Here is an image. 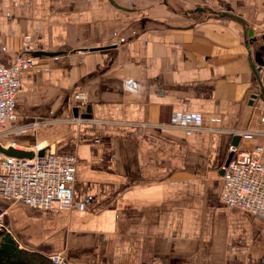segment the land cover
I'll return each mask as SVG.
<instances>
[{"label": "crops", "instance_id": "obj_1", "mask_svg": "<svg viewBox=\"0 0 264 264\" xmlns=\"http://www.w3.org/2000/svg\"><path fill=\"white\" fill-rule=\"evenodd\" d=\"M263 33L264 0H0V64L23 40L38 60L0 154L76 158L70 209L0 196L18 246L68 264H264V218L220 200L230 144L262 145L264 164ZM75 91L91 118L73 116Z\"/></svg>", "mask_w": 264, "mask_h": 264}, {"label": "built area", "instance_id": "obj_2", "mask_svg": "<svg viewBox=\"0 0 264 264\" xmlns=\"http://www.w3.org/2000/svg\"><path fill=\"white\" fill-rule=\"evenodd\" d=\"M32 51L31 42L24 40L15 61L10 65L0 64V132L14 118L15 96L21 73L36 67L38 63ZM86 101L84 92L73 93L72 102L78 109L84 108ZM261 121L264 123V117ZM260 133L264 136V131ZM262 150L260 144L250 150L230 144L228 152L232 155L227 164L221 166L220 191L223 204L248 211L260 218H264V164L260 160ZM75 174L76 158L73 154L47 152L31 159L0 154V196L36 209L56 207L68 210L72 206ZM3 217V211H0V230L9 232ZM49 259L55 264H68L60 254L50 255Z\"/></svg>", "mask_w": 264, "mask_h": 264}, {"label": "water", "instance_id": "obj_3", "mask_svg": "<svg viewBox=\"0 0 264 264\" xmlns=\"http://www.w3.org/2000/svg\"><path fill=\"white\" fill-rule=\"evenodd\" d=\"M221 16H225V17H229L231 19H234L236 21H238L244 28L245 31V35L248 36V42H255L257 41V37L254 35V30L252 28H248L246 27V22L239 16L231 14V13H221ZM260 38L264 41V33L260 36ZM248 44V43H247ZM264 51V45H260L258 50L255 53L254 56V62H252V70L253 73L256 77V79L259 81V70H260V65L263 64V59H262V52ZM42 55H54V53H49V52H39ZM73 111V116L75 117H81V118H91V114H90V105L86 104L84 108L82 109H78L77 107H74L72 109ZM239 136L235 137V140L238 139ZM236 144V142H235ZM234 144V145H235ZM1 152L3 155L6 156H11V157H16V158H27V159H31L34 156H43L44 152L38 151V152H34L32 150H20V149H15L14 147H7V148H1ZM231 153L228 154L227 159L225 161V164H227V162L230 160L231 158ZM222 172V170H221Z\"/></svg>", "mask_w": 264, "mask_h": 264}, {"label": "trees", "instance_id": "obj_4", "mask_svg": "<svg viewBox=\"0 0 264 264\" xmlns=\"http://www.w3.org/2000/svg\"><path fill=\"white\" fill-rule=\"evenodd\" d=\"M31 257L44 261L39 264H52L49 258L20 248L10 233L0 231V264H37L35 260L28 261Z\"/></svg>", "mask_w": 264, "mask_h": 264}, {"label": "rangeland", "instance_id": "obj_5", "mask_svg": "<svg viewBox=\"0 0 264 264\" xmlns=\"http://www.w3.org/2000/svg\"><path fill=\"white\" fill-rule=\"evenodd\" d=\"M23 41H24V40H23ZM58 254H60V255L64 258V256H63L61 253H58ZM52 255H56V253L51 254V256H52ZM28 259H29L28 261H29L30 263H33V260H35V262H37V264L41 263V261L44 262L43 260H37V259H34V258H32V257H31V258H28ZM65 260H66V259H65ZM31 261H32V262H31ZM50 261H51V260H50ZM66 261H67V260H66ZM51 262H52V261H51ZM52 264H55V263L52 262Z\"/></svg>", "mask_w": 264, "mask_h": 264}]
</instances>
